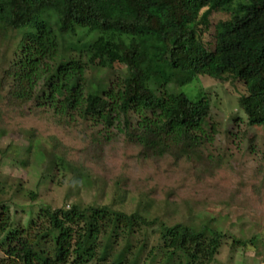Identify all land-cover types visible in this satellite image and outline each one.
<instances>
[{"label":"trees","instance_id":"trees-1","mask_svg":"<svg viewBox=\"0 0 264 264\" xmlns=\"http://www.w3.org/2000/svg\"><path fill=\"white\" fill-rule=\"evenodd\" d=\"M203 2L0 0V104L22 116L49 111L99 127L75 161L55 139L45 151L30 130L22 135L24 145H7L0 155L13 153L12 164L24 168L23 157L32 151L33 163L43 167L41 180L66 177L75 195L93 183L85 165L101 161L108 133L116 129L139 147L138 155H167L174 163L186 158L200 176L210 167L198 150L207 102L199 92L188 97L171 80L236 81L247 125L264 126V0L249 1L239 17L218 23L211 49L200 30L207 17L199 15ZM95 47L121 68L93 65ZM26 195L37 198L34 191ZM147 210L44 204L21 227L11 224L9 203L0 202V264H210L228 239L207 223L168 226ZM152 236L156 243L148 248Z\"/></svg>","mask_w":264,"mask_h":264},{"label":"rangeland","instance_id":"rangeland-1","mask_svg":"<svg viewBox=\"0 0 264 264\" xmlns=\"http://www.w3.org/2000/svg\"><path fill=\"white\" fill-rule=\"evenodd\" d=\"M249 1L253 0H204L199 15L207 13L200 25L207 49H211L216 25L239 17ZM3 35L0 29V37ZM160 54V50H156V55ZM91 63L121 68L116 58L99 47L93 49ZM91 74L93 72H87L85 77ZM171 83L177 84V90L191 98L199 92L207 102L198 150L209 159L210 167L203 168L200 176L186 158L174 163L167 155L159 159L138 155L139 147L128 144L116 129L108 133L101 161L85 165L93 183L75 195L66 177L63 180L55 173L52 182L41 180L43 167L33 163L32 151L23 157L27 162L24 168L12 164L13 153H7L4 157L0 155V181L3 182L0 202L9 203L11 224L26 226L37 208L44 204L60 207L77 201L110 205L125 213L147 205L148 215L168 226L181 223L198 228L207 223L225 233L228 239L222 242L210 264L264 262V126L247 125L237 107L243 88L236 81L198 76L189 83L179 79ZM97 128L77 118L54 117L49 111L22 116L0 104V150L7 145H24L22 135L30 130L34 141L44 144L45 151L55 139L62 146L60 151L65 150L66 158L75 161L80 157L79 151L93 142L92 135ZM60 180L62 184L57 186ZM27 191L37 193L35 201L28 199ZM233 240L237 245L231 247ZM251 240V244L247 243ZM239 242L246 244L242 246ZM155 243V236L150 237L148 248ZM2 256L0 251V259Z\"/></svg>","mask_w":264,"mask_h":264},{"label":"built area","instance_id":"built-area-1","mask_svg":"<svg viewBox=\"0 0 264 264\" xmlns=\"http://www.w3.org/2000/svg\"><path fill=\"white\" fill-rule=\"evenodd\" d=\"M259 264H264V262H261V263H259Z\"/></svg>","mask_w":264,"mask_h":264}]
</instances>
